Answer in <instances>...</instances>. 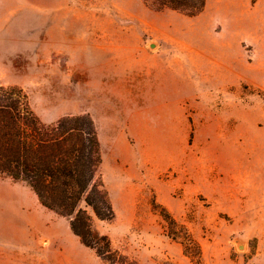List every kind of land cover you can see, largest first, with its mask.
Wrapping results in <instances>:
<instances>
[{"label":"rangeland","instance_id":"374dc122","mask_svg":"<svg viewBox=\"0 0 264 264\" xmlns=\"http://www.w3.org/2000/svg\"><path fill=\"white\" fill-rule=\"evenodd\" d=\"M6 102L92 119L114 215L89 209L100 255L0 176V264H264V0H0Z\"/></svg>","mask_w":264,"mask_h":264},{"label":"trees","instance_id":"16d2710c","mask_svg":"<svg viewBox=\"0 0 264 264\" xmlns=\"http://www.w3.org/2000/svg\"><path fill=\"white\" fill-rule=\"evenodd\" d=\"M195 15L206 0H153ZM99 139L91 118L66 116L45 126L27 106L0 105V176L23 180L39 201L56 214L70 219V229L86 246L103 251L92 240L89 209L102 220L114 215L103 180ZM154 208L167 222L169 234L180 239L188 255L200 253L191 233L163 206ZM180 231L185 235L181 236ZM106 239V238H105ZM109 249V246H107Z\"/></svg>","mask_w":264,"mask_h":264},{"label":"water","instance_id":"95a60500","mask_svg":"<svg viewBox=\"0 0 264 264\" xmlns=\"http://www.w3.org/2000/svg\"><path fill=\"white\" fill-rule=\"evenodd\" d=\"M151 46H155V43L151 42L150 43ZM239 247L242 248L243 247V242L242 241H238Z\"/></svg>","mask_w":264,"mask_h":264}]
</instances>
